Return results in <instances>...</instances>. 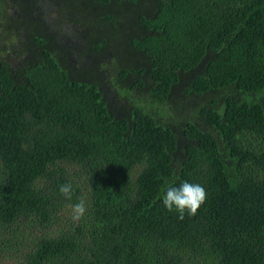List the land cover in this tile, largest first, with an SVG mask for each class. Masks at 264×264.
Returning a JSON list of instances; mask_svg holds the SVG:
<instances>
[{"label":"trees","instance_id":"16d2710c","mask_svg":"<svg viewBox=\"0 0 264 264\" xmlns=\"http://www.w3.org/2000/svg\"><path fill=\"white\" fill-rule=\"evenodd\" d=\"M182 181L207 198L181 220L162 196ZM8 248L12 264H264V0H0Z\"/></svg>","mask_w":264,"mask_h":264},{"label":"clouds","instance_id":"9594fccd","mask_svg":"<svg viewBox=\"0 0 264 264\" xmlns=\"http://www.w3.org/2000/svg\"><path fill=\"white\" fill-rule=\"evenodd\" d=\"M59 193L66 199L71 200L74 193L73 184L69 181L59 185ZM207 198L204 187L198 183L182 181L179 186H168L164 190L162 203L168 211H176L179 219H183L185 213L194 216ZM87 210L86 201L83 197L72 205V219L79 221Z\"/></svg>","mask_w":264,"mask_h":264},{"label":"rangeland","instance_id":"374dc122","mask_svg":"<svg viewBox=\"0 0 264 264\" xmlns=\"http://www.w3.org/2000/svg\"><path fill=\"white\" fill-rule=\"evenodd\" d=\"M71 214H72V212L70 211V209L65 210V215L62 217L63 221L60 222V226L64 227V226H67L70 224L69 221H71V217H72ZM14 228H16V227H12V228H10V230H14ZM4 230L6 231L5 227H4ZM23 231H24V241H22V242L19 241L20 243H18V244H17V240L12 241V244H14L15 249L16 248H19L20 250L23 249V242L25 243L26 241L29 240V234L28 233H30V232L35 233L33 231V229H31V228H24ZM41 231L42 230L38 229L37 233H41ZM21 234H23V233H20V235H19L20 237L22 236ZM8 235H10V234L7 233V236ZM15 249L12 251H15ZM3 250H4L3 253H0V264H12L13 262H15L17 255L15 257H13V255L11 253V249H9V248L6 250L5 249H3Z\"/></svg>","mask_w":264,"mask_h":264},{"label":"flooded vegetation","instance_id":"af4514ba","mask_svg":"<svg viewBox=\"0 0 264 264\" xmlns=\"http://www.w3.org/2000/svg\"><path fill=\"white\" fill-rule=\"evenodd\" d=\"M11 2H15L16 0H10ZM14 6V5H13Z\"/></svg>","mask_w":264,"mask_h":264}]
</instances>
